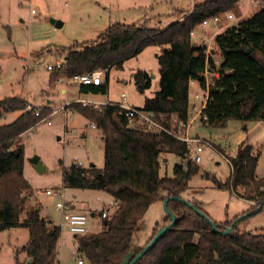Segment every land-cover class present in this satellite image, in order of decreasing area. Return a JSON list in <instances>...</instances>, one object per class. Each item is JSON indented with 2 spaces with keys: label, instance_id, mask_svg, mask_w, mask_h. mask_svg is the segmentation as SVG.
I'll return each instance as SVG.
<instances>
[{
  "label": "trees",
  "instance_id": "1",
  "mask_svg": "<svg viewBox=\"0 0 264 264\" xmlns=\"http://www.w3.org/2000/svg\"><path fill=\"white\" fill-rule=\"evenodd\" d=\"M240 1L204 0L191 8L183 22L164 29L113 24L95 41L61 51L62 67L54 72L69 80L79 74L122 69L124 61L145 48H160L155 55L159 89L138 109L156 116L166 132H147L130 125L111 102L97 108L71 104L72 110L100 131L104 166L100 170L77 164L64 167L63 189L101 191L116 202L102 219L99 232L74 236L86 264H120L130 251L139 253L142 248L133 250L132 239L148 208L171 196L180 197L192 176L199 173V166L190 162L186 166L176 163L171 177L159 173L165 155H174L181 162L188 152L186 144L173 134L183 132L182 125L189 120L193 85L207 94L202 110L206 122L201 124L222 127L229 120L264 122V7L215 36L219 64L207 54L206 45L193 43L190 35L196 28H204V20L218 15L227 21L229 11L238 15ZM207 71L213 75L211 81L206 78ZM132 78L142 90L151 86L146 72L137 71ZM79 87L85 94L107 92L105 83ZM10 112L19 116L9 124H0V232L12 228L28 231V241L16 251L14 264H27L28 260L30 264H52L58 254L60 227L42 218L37 208L26 210V196L33 191L23 174L24 149L16 143L39 119L34 109H28L26 101L17 97L0 100V122ZM47 115L43 110V117ZM215 149L229 163L231 175L223 185L207 173L203 175L240 198L262 202L264 176L256 177L259 153L254 146L242 142L233 156ZM167 206L177 216L176 224L136 264H264V234L237 233L235 224L231 234L224 236L213 230L207 219L213 220L198 205L206 218L177 201L170 200ZM169 222L166 217L162 225L156 224L145 245ZM215 225L224 232L232 221ZM20 254L25 256L24 262L18 261Z\"/></svg>",
  "mask_w": 264,
  "mask_h": 264
},
{
  "label": "rangeland",
  "instance_id": "2",
  "mask_svg": "<svg viewBox=\"0 0 264 264\" xmlns=\"http://www.w3.org/2000/svg\"><path fill=\"white\" fill-rule=\"evenodd\" d=\"M202 1L204 0H0V99L17 97L25 100L28 97L31 102L43 101L39 95L50 74L46 67L54 66L56 60L61 59L59 56L63 60L62 50L95 41L113 24H146L149 28L164 29L182 19L194 5ZM263 7L264 0H241L238 15L228 12L233 15L231 21L222 20V25L198 27L194 30L207 36V54L215 63L219 61L217 48H213L215 37L208 40L209 37L255 15ZM52 20L61 22L62 27L55 28ZM157 53L159 52L155 47L149 46L136 57L124 61L122 69L112 68L107 76L103 75L101 81L107 84L106 94L74 92L68 99L72 102L78 98L98 103L109 101L141 108L144 99L151 98L159 89ZM28 67L29 70L26 71ZM137 71L149 74V89L142 90L136 86L132 75ZM212 76L207 74V80L211 81ZM68 81L71 82V79ZM122 94L125 96L124 100L121 98ZM197 94L194 88L190 91L191 103L197 102ZM64 99L66 97L62 98L59 93L57 97L51 98L54 108H60ZM199 102L201 104L200 100ZM198 110L199 107L195 109L197 114ZM68 111L69 120L60 112L53 120L50 119V125L39 123L29 133H23L17 139V145H22L24 149L23 174L33 191L26 196V210L37 208L42 218L60 227L57 259L61 264H77L79 258L86 264L78 252L73 235L62 225V216L55 208V199L43 193L49 189L64 188V167L76 163L82 167L92 164L100 170L104 166V144L100 131L92 128L87 120L84 121L72 110V105ZM17 116L18 112L7 113L0 124L11 123ZM72 131L76 134L73 135ZM188 132L189 135H199L213 142L230 156L235 154L237 146L242 142L254 146L259 153L255 174L258 178L264 176V122L243 124L229 120L222 127L207 126L201 124L198 116ZM211 152L208 146L203 147L202 160L198 165L200 171L192 176L188 188L180 198L198 205L215 223L236 222L237 233L264 234V203L262 209L256 212L262 202L240 198L224 187H216L211 178L203 175L207 173L220 185L231 175L227 160L218 153H213L211 157ZM34 156L39 157L46 169L42 174L37 173L29 162ZM162 159L160 176L171 177L173 166L180 162L171 154ZM66 197L69 203H77L74 209L76 212L87 216L90 234L102 229L101 211L106 209L111 213L113 210V199L101 191L66 189ZM92 213L94 217H91ZM166 217L163 201L153 203L138 224V230L132 239L133 250L143 248L155 225H162ZM28 237L25 228L1 231L0 264H14L16 251L26 245ZM17 258L19 262L25 260L23 254Z\"/></svg>",
  "mask_w": 264,
  "mask_h": 264
},
{
  "label": "built area",
  "instance_id": "3",
  "mask_svg": "<svg viewBox=\"0 0 264 264\" xmlns=\"http://www.w3.org/2000/svg\"><path fill=\"white\" fill-rule=\"evenodd\" d=\"M232 19H233V15L227 14L226 20L231 21ZM222 23L223 21L221 17L216 15L211 19L204 20L202 22V26L204 27L219 26L222 25ZM193 33L194 31L191 32L190 35L192 36ZM61 67H62V63H56L54 66H47V70L54 71L60 69ZM107 73H109L108 69L102 71H95L92 73L79 74L73 76L71 78V82L75 83L78 86L100 85L102 83L101 81L102 76L106 75ZM191 84L193 85V82H191ZM121 98L123 100L125 99L124 94L121 95ZM195 98L201 101V106L199 107L198 110V116L201 118V121L206 122V117L202 114V110L206 103L207 94L200 93L199 95H196ZM75 103L80 104L83 107H94V108H97L100 105H104V104H99L98 102L95 101H85V100H80ZM71 104L72 103H66L58 109H50L48 111V115L45 117H43V108H33L32 106L28 105V109H34V116L39 119L37 125L39 123H46L47 125H50L51 124L50 119L60 112L62 113V115L65 117L66 120H69L70 113L68 111V108L71 107ZM106 104H109V102ZM115 105L120 108L124 117L127 119V122L130 125L140 126L144 131L147 132H156V133L164 132V131L166 132L163 123L153 114L145 113L139 110L138 108L128 107L124 104H115ZM192 122L193 120L188 121L186 124L182 125L183 132L179 134L178 133L173 134L175 138L184 142L188 149L185 159L180 162L183 166H186L188 162L199 165L202 160L201 154L203 152L204 146H208L212 150L210 154L211 157L214 155L213 153H218L217 150L215 149L216 146L214 145L213 142H210L199 135H193V136L189 135L187 130L192 126ZM92 127L94 128L93 125ZM169 133L172 135V132L169 131ZM72 134L75 135L76 132L72 131ZM76 164L81 166V164L79 163ZM43 193L44 195L50 196L53 199H55L56 201L55 208L59 210L61 213L62 221H63L62 225H64L73 236H84L90 234L87 216L82 213H78L74 210L72 204H70L67 201L66 194L63 188L53 189V190L49 189V190H45ZM115 205L116 202L113 201L112 207H114ZM109 214L110 213L108 212V210L104 209L100 213V218L101 219L107 218ZM52 264H59L58 259L56 258V260ZM77 264H83L82 259L79 258Z\"/></svg>",
  "mask_w": 264,
  "mask_h": 264
},
{
  "label": "crops",
  "instance_id": "4",
  "mask_svg": "<svg viewBox=\"0 0 264 264\" xmlns=\"http://www.w3.org/2000/svg\"><path fill=\"white\" fill-rule=\"evenodd\" d=\"M183 19H184V17L182 18V19H179L178 21L179 22H183ZM53 25V24H52ZM54 26V25H53ZM55 27V26H54ZM62 27V26H61ZM60 27V28H61ZM56 28V27H55ZM220 33V32H219ZM219 33H216V34H214V36H210L209 37V39L208 40H210V39H212L213 37H215V35H217V34H219ZM207 39V36H205V35H202V34H200V33H198V32H194L193 33V35H192V42L193 43H195V44H204V45H206L205 43V40ZM156 48V50L158 51V52H160V48H158V47H155ZM213 48L214 49H216V46H215V44H214V46H213ZM61 59L60 60H56V63H62L63 62V60H64V56H63V60H62V56H59ZM219 62H220V59H219V61L218 62H216V64H219ZM47 66H51V65H47ZM26 70V69H25ZM29 70V67L27 68V70L26 71H28ZM46 70H47V67H46ZM48 71V70H47ZM55 71V70H54ZM54 71H49L50 72V74H49V80H48V82H47V84L44 86V88H42L41 89V92H40V95H39V98H42L43 99V101L42 100H40L38 103H35V102H31L29 99H28V97L24 100V101H26V103L28 104V105H30V106H32L33 108H40V107H42L43 108V110H47V111H49L50 109H55L54 108V106H53V104H52V100H51V98H55V97H57V95H58V93L62 96V98L63 97H66V99H64L62 102H63V104L62 105H64V104H66V103H75V102H77V101H80V100H85V99H75L74 100V102H72V101H70L69 99H68V97H70V96H73V93L74 92H78L79 94H85V93H82V92H80V87L78 86V85H76L75 83H71V82H69L68 80H66V79H64L63 77H60V76H56L55 75V72ZM207 74H209V71H207L206 72ZM207 74H206V77H207ZM76 85V87L74 88V86ZM194 89H196L197 90V95H199L201 92L197 89V87H195V85H193L192 86ZM58 91V92H57ZM42 96H44V97H42ZM4 99V98H3ZM196 99V98H195ZM0 100H2V99H0ZM197 100V102L196 103H191L190 102V110H189V120L188 121H192L193 120V122H192V125L195 123V121H196V119H198V114L195 112V109L196 108H198V107H200L201 106V104H200V102H199V100L198 99H196ZM85 101H89V100H85ZM97 102V101H96ZM109 102V101H108ZM107 102V103H108ZM110 103V102H109ZM99 104H106V103H101V102H99ZM198 104V105H197ZM61 105V106H62ZM135 108V107H134ZM136 108H138V107H136ZM57 115H60L59 113L58 114H56L55 116H57ZM18 116H19V113H18ZM17 116V117H18ZM55 116H53L52 117V120H53V118L55 117ZM79 116L84 120V121H86V119H84V117L83 116H81L80 114H79ZM16 119V118H15ZM14 119V120H15ZM13 120V121H14ZM12 121V122H13ZM2 125H4L3 123H1ZM9 124V123H8ZM37 126V125H36ZM91 127H92V125H91ZM192 127V126H191ZM93 128V127H92ZM33 129V128H32ZM31 129V130H32ZM94 129H96V128H94ZM31 130H29V131H27V133H29ZM189 131V129L187 130V132ZM189 133V132H188ZM83 136V135H82ZM18 141V140H17ZM17 141H16V143H17ZM164 161H166V160H164ZM65 191V194H66V190H64ZM66 199L68 200V198L66 197ZM70 204H72V206H73V208L75 209V207H76V204L77 203H72V201H70ZM73 238H74V236H73ZM58 263L59 264H61V262L58 260Z\"/></svg>",
  "mask_w": 264,
  "mask_h": 264
},
{
  "label": "water",
  "instance_id": "5",
  "mask_svg": "<svg viewBox=\"0 0 264 264\" xmlns=\"http://www.w3.org/2000/svg\"><path fill=\"white\" fill-rule=\"evenodd\" d=\"M51 23L56 27V28H60L62 26L61 22H56L54 20L51 21ZM29 162L32 164L34 170L39 173L42 174L44 171H46V169H44L43 164L41 162V160L39 159L38 156H34L33 158H31L29 160ZM90 167H94V165L90 164ZM177 201L180 202L181 204L189 207L191 210L195 211L197 214H199L202 217H205L204 214L199 211L195 204L189 203L183 199H181L178 196H171L167 199L163 200V208H164V212L166 213V216L170 218V222L164 226H161L160 228H158L157 233L155 234V236L151 239V241L145 245L140 251L139 253H137L136 255L133 254L132 251H130L125 259L120 263V264H136L150 249H152V247L176 224L177 222V216L168 208L167 204L169 201ZM264 203V199L262 201V203L260 204V206L257 208L256 212L260 211L262 206ZM91 217L94 216V214H90ZM206 218V217H205ZM208 223L212 226L213 230L215 232L221 233L224 236H228L231 234L233 226L235 225L236 222H233L232 225L227 228L224 232H220L217 229V226L215 225V223L211 220H208ZM27 264H30V260L27 261Z\"/></svg>",
  "mask_w": 264,
  "mask_h": 264
}]
</instances>
